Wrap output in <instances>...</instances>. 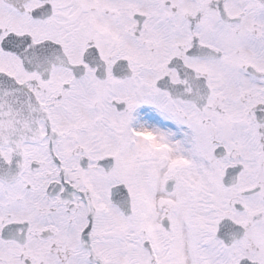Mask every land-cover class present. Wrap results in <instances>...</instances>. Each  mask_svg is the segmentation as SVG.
<instances>
[{
    "label": "snow or ice",
    "instance_id": "6c2138e0",
    "mask_svg": "<svg viewBox=\"0 0 264 264\" xmlns=\"http://www.w3.org/2000/svg\"><path fill=\"white\" fill-rule=\"evenodd\" d=\"M0 264H264V0H0Z\"/></svg>",
    "mask_w": 264,
    "mask_h": 264
}]
</instances>
